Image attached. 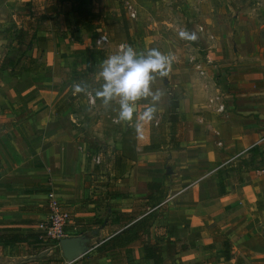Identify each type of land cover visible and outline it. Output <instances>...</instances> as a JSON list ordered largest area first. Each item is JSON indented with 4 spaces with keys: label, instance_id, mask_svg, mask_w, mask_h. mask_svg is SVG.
<instances>
[{
    "label": "crops",
    "instance_id": "obj_1",
    "mask_svg": "<svg viewBox=\"0 0 264 264\" xmlns=\"http://www.w3.org/2000/svg\"><path fill=\"white\" fill-rule=\"evenodd\" d=\"M80 1L0 0V237L8 241L0 243V264H155L140 240L161 248V264H264L259 74L224 81L209 70L194 85L171 67L153 81L163 114L137 133L134 123L119 120L117 103L105 106L95 96L98 107L88 105L87 92L95 95L102 83L94 67L114 53L86 50L103 34L97 23L109 8L86 0L87 17L77 24ZM75 84L84 90L74 94ZM168 88L183 92L174 104ZM215 97L221 113L210 103ZM147 103L138 101L141 112ZM112 118L118 127L102 123ZM99 139L107 144L103 164L95 166L89 153ZM151 184L167 186L168 194L148 210ZM52 196L71 211L69 237L90 239L87 253L72 263L39 239ZM114 211L134 213L135 220L158 212L113 263L95 248L119 229L94 220Z\"/></svg>",
    "mask_w": 264,
    "mask_h": 264
},
{
    "label": "rangeland",
    "instance_id": "obj_2",
    "mask_svg": "<svg viewBox=\"0 0 264 264\" xmlns=\"http://www.w3.org/2000/svg\"><path fill=\"white\" fill-rule=\"evenodd\" d=\"M103 2L109 11L100 15V23H97V26L105 29L102 35L108 36L110 43L100 50L93 46L95 39L90 49H86L91 50L92 55L100 56L99 52L116 54L120 52L118 50L120 45L131 46L140 53L155 48L171 57L168 70L174 67L176 71L187 73L194 85L198 84L197 77H207L199 74L196 65H201L207 72L209 70L217 72L216 77L224 81L225 79L232 81L236 73L244 75L257 72L259 79L254 83V88L260 89L259 97L264 99V0H103ZM129 4L138 11V19L135 21H130L126 13ZM181 31L194 33L196 39L181 38L179 35ZM98 66L94 68L96 70L99 68L100 71L101 67ZM159 87L166 92L162 83ZM152 89L153 91L157 89L154 82ZM168 89L171 104H174L183 92L180 88L171 91ZM90 93L93 95V92ZM93 96L96 100L95 95ZM96 106L97 100L94 106L89 107ZM158 110L155 115L163 114V111ZM114 119L102 123L107 124L109 128L118 127L120 124L113 122ZM98 141L96 151L103 156L106 139ZM117 141L114 140V143ZM236 159L231 158L229 162L238 164ZM261 163H264V159ZM47 244V248L57 251L55 242L49 241Z\"/></svg>",
    "mask_w": 264,
    "mask_h": 264
},
{
    "label": "clouds",
    "instance_id": "obj_3",
    "mask_svg": "<svg viewBox=\"0 0 264 264\" xmlns=\"http://www.w3.org/2000/svg\"><path fill=\"white\" fill-rule=\"evenodd\" d=\"M181 38L195 40V34L181 31ZM171 57L158 49H150L143 53L133 47H123L116 54L108 56L102 63L98 78L102 80L95 96L105 106L115 102L119 105L120 121L135 124L137 133L141 131L142 122L154 119L156 104L161 98L159 90L153 91L152 83L157 75L166 77ZM80 84L73 85V93L82 92ZM150 98V99H149ZM148 101L143 112L139 110L138 101Z\"/></svg>",
    "mask_w": 264,
    "mask_h": 264
},
{
    "label": "trees",
    "instance_id": "obj_4",
    "mask_svg": "<svg viewBox=\"0 0 264 264\" xmlns=\"http://www.w3.org/2000/svg\"><path fill=\"white\" fill-rule=\"evenodd\" d=\"M85 4L86 0L80 1V7L76 11L77 24L79 23V20L77 19L78 16L87 17L86 9L83 8ZM99 54L100 56H102L103 52H99ZM255 149L256 147H253L249 152H252ZM150 188H154L155 192L147 199L146 205L148 207V210L156 207L161 202H163L168 194V188L165 185L151 184ZM159 210H162V207L159 208ZM156 212L153 211L151 213H148L139 220H135L136 215L134 213H122L118 211L112 212L108 219H95L94 223L102 228L111 225L116 226L119 229V231L116 232L114 236L102 242L95 248V252L97 253V255L100 258H107L108 256H111V259H113L112 261L114 263V258L117 257L119 253L122 254L125 249L127 250V248H129L132 243L140 240L142 236L145 235V233L150 229L152 221L157 215ZM19 240L22 241L21 238H19ZM140 241H142L146 259L153 260L155 264H161L163 262L161 248L156 245H151V242L147 240ZM0 243L7 244V237L1 236ZM55 243L57 251H59V244L58 242ZM127 252H130V250L128 249Z\"/></svg>",
    "mask_w": 264,
    "mask_h": 264
},
{
    "label": "built area",
    "instance_id": "obj_5",
    "mask_svg": "<svg viewBox=\"0 0 264 264\" xmlns=\"http://www.w3.org/2000/svg\"><path fill=\"white\" fill-rule=\"evenodd\" d=\"M126 13L130 21H135L138 19V11L133 5H127ZM201 30H203V28H201ZM211 38L213 39V37ZM109 43L110 40L106 35H100L94 41L93 46L100 50H103L109 45ZM122 46L125 47L124 45H120L118 47L119 51L122 50ZM196 67L201 76L207 75V70L205 68H202L201 65H196ZM87 102L89 106H94L96 104V100L90 92L87 94ZM210 103L217 107L218 112L221 113L224 111V105L221 104L219 97L212 98L210 100ZM113 122L117 123L118 121L113 120ZM154 125L155 127L160 126L159 119H156L154 121ZM89 157L91 158L95 166H101L103 164L102 155L99 154L97 151L90 152ZM234 159H236V157ZM49 209V219L46 224L43 225L42 232L39 235V239L44 243L53 241L58 242L59 244V241L61 239L70 238L69 236L71 235L70 227L72 224V214L68 208H66L60 201L55 199L53 196L51 197Z\"/></svg>",
    "mask_w": 264,
    "mask_h": 264
},
{
    "label": "water",
    "instance_id": "obj_6",
    "mask_svg": "<svg viewBox=\"0 0 264 264\" xmlns=\"http://www.w3.org/2000/svg\"><path fill=\"white\" fill-rule=\"evenodd\" d=\"M89 238L79 236L64 238L59 241V248L67 263H72L83 257L88 251Z\"/></svg>",
    "mask_w": 264,
    "mask_h": 264
}]
</instances>
